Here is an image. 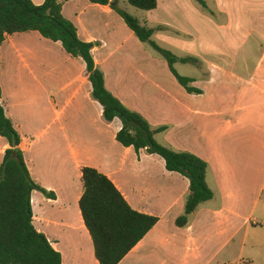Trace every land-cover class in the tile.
<instances>
[{
	"label": "crops",
	"instance_id": "crops-1",
	"mask_svg": "<svg viewBox=\"0 0 264 264\" xmlns=\"http://www.w3.org/2000/svg\"><path fill=\"white\" fill-rule=\"evenodd\" d=\"M119 7L155 29L162 48L195 53L189 77L202 94H189L111 6L71 0L62 13L95 45L107 89L155 129L168 127L157 141L208 164L214 197L178 227L189 180L117 141L122 122L105 120L82 59L38 32L15 34L0 48L1 103L32 179L55 195L33 193L36 230L62 264H100L80 209L90 167L135 211L159 218L120 264H264V0H211L205 11L196 0H158L143 13L129 0ZM9 148L0 134V166Z\"/></svg>",
	"mask_w": 264,
	"mask_h": 264
},
{
	"label": "trees",
	"instance_id": "trees-1",
	"mask_svg": "<svg viewBox=\"0 0 264 264\" xmlns=\"http://www.w3.org/2000/svg\"><path fill=\"white\" fill-rule=\"evenodd\" d=\"M69 1L46 0L37 6L31 0H0V48L7 36L38 32L44 38L60 43L73 58L82 59L92 83V97L102 105L105 120L113 122L119 119L122 122L117 141L124 147L133 148L138 155L145 151L160 156L168 171L179 173L189 180L190 192L184 215L176 222L178 227H186L198 208L214 197L207 183L208 164L192 153L160 144L156 136L166 132L168 127L155 129L141 113L127 108L107 89L105 74L96 65L92 53L95 45L81 41L75 25L63 16V7ZM89 1L111 6L140 42L167 62L173 76L189 94L203 93L194 87L193 78L182 76L176 70L177 64H198L197 59L180 58L158 45L153 40L156 30L121 9V0ZM196 2L209 10L205 0ZM129 4L147 12L158 8V0H129ZM1 64L0 56V68ZM1 100L0 83V134L10 145L0 166V264H62L61 253L34 226L33 193L42 192L50 198L55 195L32 179L20 148L21 136L8 118ZM82 183L84 192L80 209L96 258L100 264H120L157 225L159 218L135 211L115 184L94 168L82 169Z\"/></svg>",
	"mask_w": 264,
	"mask_h": 264
},
{
	"label": "rangeland",
	"instance_id": "rangeland-1",
	"mask_svg": "<svg viewBox=\"0 0 264 264\" xmlns=\"http://www.w3.org/2000/svg\"><path fill=\"white\" fill-rule=\"evenodd\" d=\"M208 2V5L210 4L211 0H205ZM130 5V4H129ZM131 7V5H130ZM133 7V6H132ZM123 10L126 11V9H124L122 7ZM139 11V13H143L140 10H136ZM205 11V9H204ZM127 12V11H126ZM133 16V15H132ZM134 17V16H133ZM172 52V51H171ZM176 53H174L175 55L177 54V56L179 57H184V58H191L194 56V52H190V51H175ZM206 56H209L210 53H204ZM163 60V59H162ZM177 70V69H176ZM194 71H195V67L193 64H183V65H178V73L182 76L185 77H189V76H193L194 75Z\"/></svg>",
	"mask_w": 264,
	"mask_h": 264
}]
</instances>
